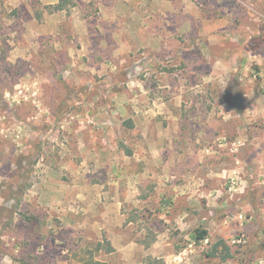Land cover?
<instances>
[{
    "label": "rangeland",
    "instance_id": "obj_1",
    "mask_svg": "<svg viewBox=\"0 0 264 264\" xmlns=\"http://www.w3.org/2000/svg\"><path fill=\"white\" fill-rule=\"evenodd\" d=\"M57 1L0 0V264H264V0Z\"/></svg>",
    "mask_w": 264,
    "mask_h": 264
},
{
    "label": "trees",
    "instance_id": "obj_2",
    "mask_svg": "<svg viewBox=\"0 0 264 264\" xmlns=\"http://www.w3.org/2000/svg\"><path fill=\"white\" fill-rule=\"evenodd\" d=\"M75 6V0H58L56 4L54 5H48L45 6L46 9H49V14L57 13V12H67L70 8H73ZM36 16L39 18V15L36 14ZM128 128L133 127L132 121L129 119L124 122ZM128 154L130 155V151H128ZM207 231L205 229L197 230L196 234L192 236L194 239V242L196 244H199L203 242L207 238ZM102 245L98 244V249L101 248ZM107 251L110 253L112 252V249L108 247ZM208 257L212 258H220L221 261H226L229 260L232 256L230 253L229 247L223 242V241H217L213 246H212V251L207 254ZM147 264H163L159 260L157 261H152Z\"/></svg>",
    "mask_w": 264,
    "mask_h": 264
}]
</instances>
